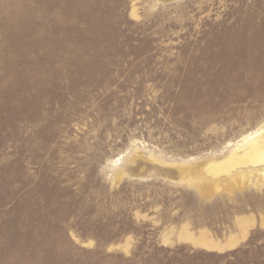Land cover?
<instances>
[{"label":"rangeland","instance_id":"374dc122","mask_svg":"<svg viewBox=\"0 0 264 264\" xmlns=\"http://www.w3.org/2000/svg\"><path fill=\"white\" fill-rule=\"evenodd\" d=\"M263 151L264 0H0V264H264Z\"/></svg>","mask_w":264,"mask_h":264},{"label":"bare ground","instance_id":"6f19581e","mask_svg":"<svg viewBox=\"0 0 264 264\" xmlns=\"http://www.w3.org/2000/svg\"><path fill=\"white\" fill-rule=\"evenodd\" d=\"M259 134V133H258ZM256 137V135H254V136H249V137H247V138H245V141H251L253 138H255ZM260 152H262V151H260ZM264 152V151H263ZM258 158H259V160H264V153L262 154V155H259V156H257ZM241 160H243V158L241 159ZM257 161V160H256ZM216 165V164H215Z\"/></svg>","mask_w":264,"mask_h":264}]
</instances>
